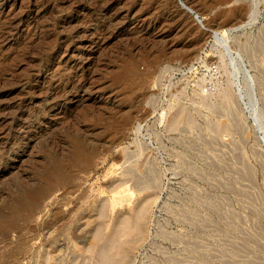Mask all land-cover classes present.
Masks as SVG:
<instances>
[{
    "label": "rangeland",
    "instance_id": "rangeland-1",
    "mask_svg": "<svg viewBox=\"0 0 264 264\" xmlns=\"http://www.w3.org/2000/svg\"><path fill=\"white\" fill-rule=\"evenodd\" d=\"M138 201L126 264H264V0H0V264H102Z\"/></svg>",
    "mask_w": 264,
    "mask_h": 264
},
{
    "label": "bare ground",
    "instance_id": "bare-ground-1",
    "mask_svg": "<svg viewBox=\"0 0 264 264\" xmlns=\"http://www.w3.org/2000/svg\"><path fill=\"white\" fill-rule=\"evenodd\" d=\"M124 1V0H122ZM92 2V5L96 6L93 1ZM116 2V1H115ZM81 3V2H80ZM101 3V1H100ZM103 3V2H102ZM120 3V1H119ZM97 4V3H96ZM118 4V3H117ZM98 5V4H97ZM101 5V4H100ZM105 5V4H103ZM108 5V4H106ZM100 7V6H99ZM98 7V8H99ZM107 7V6H106ZM112 7V6H111ZM114 7V6H113ZM133 7V6H132ZM105 8V7H103ZM131 8V7H130ZM100 9V8H99ZM134 9V8H133ZM92 10V9H91ZM109 8H105L103 9V11H100L103 15L106 14V12H108ZM136 10V9H135ZM96 11V10H95ZM146 11V10H145ZM125 12V11H124ZM109 13V12H108ZM135 13V12H134ZM133 13V14H134ZM95 15V12H93V16ZM99 15V14H98ZM132 15V14H131ZM136 15V14H135ZM150 15V14H149ZM148 15V16H149ZM114 16V15H113ZM133 16V15H132ZM151 16V15H150ZM125 17H126V13H125ZM104 18V16H103ZM129 18V17H128ZM147 18V17H146ZM107 19V18H106ZM126 19V18H125ZM150 19V18H149ZM148 19V20H149ZM153 19V17H152ZM175 19V18H174ZM110 20V19H109ZM108 20V21H109ZM115 20V19H114ZM135 24H138L141 29L142 27H145V26H148L149 25V21L145 20V19H142L141 18H138V19H135ZM155 21V19H153ZM158 20V19H157ZM93 21V20H92ZM99 21V20H98ZM104 21V20H103ZM107 21V22H108ZM117 21V20H116ZM134 21V20H133ZM152 21V20H151ZM160 21V20H159ZM94 22V21H93ZM97 22V21H95ZM175 22V21H174ZM102 23V22H101ZM114 23V22H113ZM160 23V22H159ZM173 23V22H172ZM228 22H226L227 24ZM14 24V23H12ZM109 24V23H108ZM111 24V23H110ZM169 24V23H168ZM175 24V23H173ZM152 25V24H151ZM154 25V24H153ZM162 25V24H161ZM170 25V24H169ZM172 25V24H171ZM14 26V25H12ZM100 26V25H99ZM109 26V25H108ZM113 26V25H112ZM137 26V25H136ZM232 26V24H231ZM248 25H245V26H241V27H237V28H234V29H229L225 32H220V31H215L213 32V40H214V44L215 46L219 47L220 49V53H221V58L223 59H227L229 60L230 59V63H232L233 67L238 71V73H244L245 75V72L244 71L245 69H243V67L241 66V64L243 63L242 61V57L239 55V54H233V49H232V41L231 39L236 36V33L239 31V30H244ZM10 27V25L8 26ZM105 27V26H104ZM110 27V26H109ZM115 27V26H113ZM175 27V26H174ZM230 27V26H229ZM138 28V27H136ZM146 28V27H145ZM157 28V27H156ZM139 29V28H138ZM158 29V28H157ZM167 29V28H166ZM176 29V28H175ZM182 29V28H181ZM3 30V29H2ZM105 30V29H104ZM109 30V29H107ZM171 30V29H170ZM179 30V29H178ZM191 30V29H190ZM9 31V30H8ZM164 31V30H163ZM167 31V30H166ZM185 31V30H184ZM224 31V30H223ZM110 32V31H109ZM113 32V31H112ZM5 33V32H4ZM3 33V34H4ZM124 33V32H122ZM162 33V32H161ZM176 33V32H175ZM105 34V33H104ZM103 34V35H104ZM111 34V33H110ZM115 34V33H114ZM129 34V33H128ZM141 34V33H139ZM170 34V33H169ZM169 34H163L165 36V38H169L170 35ZM182 34V32H181ZM193 34V33H192ZM119 35V34H118ZM152 35V33H151ZM121 36V35H120ZM136 36V35H134ZM144 36V35H143ZM147 36V35H146ZM145 36V37H146ZM163 36V37H164ZM181 36V35H180ZM193 36V35H192ZM200 36V35H199ZM198 36V37H199ZM115 37V36H114ZM144 37V38H145ZM156 37V36H155ZM177 37V36H176ZM189 37V36H188ZM195 37H197L195 35ZM142 38V37H141ZM149 38V37H148ZM147 38V39H148ZM152 39L154 37H151ZM150 38V39H151ZM140 39V38H139ZM190 39V38H189ZM200 39V38H199ZM143 40V39H142ZM141 40V41H142ZM169 40V39H168ZM201 40V39H200ZM138 41V40H137ZM140 41V40H139ZM148 41V40H147ZM150 42V41H149ZM155 42V40H154ZM183 42V41H182ZM185 42V41H184ZM195 43V41H193ZM198 42V40H197ZM196 42V43H197ZM201 42V41H200ZM203 42V41H202ZM156 43V42H155ZM181 43V42H180ZM187 43V42H186ZM135 44V43H134ZM138 44V43H137ZM141 43H139L140 45ZM164 43L162 42V45ZM199 44V43H197ZM171 45V44H170ZM169 45V46H170ZM177 45V44H176ZM186 45V44H184ZM194 45V44H193ZM193 45H191L190 47H192ZM201 45V44H200ZM135 46V45H133ZM143 46H144V43H143ZM167 44L164 46L166 47ZM180 46V45H179ZM182 46V45H181ZM145 47V46H144ZM200 47V46H199ZM196 48V47H195ZM193 49V48H192ZM197 49V48H196ZM169 50V49H168ZM186 50V49H185ZM189 50V49H188ZM198 50V49H197ZM161 52V51H160ZM169 52V51H167ZM188 52V51H187ZM178 53V52H177ZM192 53V52H191ZM196 53V52H195ZM192 55V54H191ZM193 56V55H192ZM235 56L237 57H240L239 59L236 58ZM243 65V64H242ZM234 69V70H235ZM236 73V72H235ZM247 73V72H246ZM248 74V73H247ZM246 74V75H247ZM243 75V76H244ZM249 80H251V78H249ZM247 79V81H249ZM83 88V87H82ZM239 91V90H238ZM52 93V92H51ZM240 94V92H239ZM238 94V95H239ZM56 95V94H54ZM58 95V94H57ZM57 95L55 97H57ZM60 95V94H59ZM63 96V95H62ZM61 97V96H59ZM65 97V96H64ZM62 98V97H61ZM225 98V97H224ZM241 98V97H240ZM228 99V97H227ZM66 100V99H65ZM227 101V100H226ZM81 102V101H80ZM228 106L230 107V105L228 104ZM232 107V106H231ZM176 123V122H175ZM172 124V123H171ZM178 124V123H177ZM174 125V123H173ZM20 128V127H19ZM22 128V127H21ZM23 130V129H22ZM30 195V194H29ZM32 195V194H31ZM116 196V195H115ZM114 196V197H115ZM118 197V196H117ZM25 200V199H24ZM145 202V201H144ZM143 201H138V202H135L136 205L134 207V209L132 210V213L130 215H126L124 216L122 214H120L118 220L114 223V225L111 227L110 229V232L108 233V236H107V239H106V242L104 243V245L102 246V248L100 249L101 250V261H102V264H126L129 262L128 258H129V254L136 248V245L138 244V242L141 240V238L146 234L145 232V223H146V213H147V208L148 206L146 207L145 206V203ZM132 209V208H131ZM125 214V213H124ZM101 232L100 230L98 229L95 234H92V238L93 239H98L99 236H100ZM143 242V241H142ZM92 246V245H91ZM128 260V261H127Z\"/></svg>",
    "mask_w": 264,
    "mask_h": 264
},
{
    "label": "water",
    "instance_id": "water-1",
    "mask_svg": "<svg viewBox=\"0 0 264 264\" xmlns=\"http://www.w3.org/2000/svg\"><path fill=\"white\" fill-rule=\"evenodd\" d=\"M196 20H198L200 24L202 23L201 20H199V17H196Z\"/></svg>",
    "mask_w": 264,
    "mask_h": 264
},
{
    "label": "built area",
    "instance_id": "built-area-1",
    "mask_svg": "<svg viewBox=\"0 0 264 264\" xmlns=\"http://www.w3.org/2000/svg\"><path fill=\"white\" fill-rule=\"evenodd\" d=\"M207 92V91H206Z\"/></svg>",
    "mask_w": 264,
    "mask_h": 264
}]
</instances>
